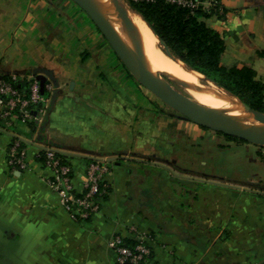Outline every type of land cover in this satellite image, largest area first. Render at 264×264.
Instances as JSON below:
<instances>
[{
    "label": "crops",
    "instance_id": "obj_1",
    "mask_svg": "<svg viewBox=\"0 0 264 264\" xmlns=\"http://www.w3.org/2000/svg\"><path fill=\"white\" fill-rule=\"evenodd\" d=\"M44 2L0 0V73L53 77L42 123L0 121V264H115L107 240L133 242L140 231L151 249L141 264H264L261 146L172 111L75 3L60 5L64 19L47 26ZM220 2L223 17L207 23L223 36L221 63L249 66L263 80L264 0ZM13 136L27 150L26 169L8 165ZM43 147L67 156L77 191L89 159L109 160V192L89 218L73 219L60 205L36 157Z\"/></svg>",
    "mask_w": 264,
    "mask_h": 264
},
{
    "label": "built area",
    "instance_id": "obj_2",
    "mask_svg": "<svg viewBox=\"0 0 264 264\" xmlns=\"http://www.w3.org/2000/svg\"><path fill=\"white\" fill-rule=\"evenodd\" d=\"M166 1L191 9L201 7L206 11L211 10L207 6L200 5L199 1L204 0ZM217 7L219 8L218 4L214 9ZM24 78L29 81L27 94L22 93L13 85V81L16 80L15 75H12V81L0 76V121L7 127L15 121L40 124L49 108L53 84L50 81L45 82L43 93H41L39 80L34 74L26 75ZM45 91L47 95L44 94ZM34 106H37L36 110ZM20 142L21 139L17 136L11 138V146L7 150V162L11 168L22 170L27 168V150L25 147H20ZM36 157L44 167L51 171V176L46 182L58 195L60 205L69 212L73 219H87L99 210L100 201L109 192V186L105 181V175L110 168L107 157H95L87 163L81 191H77L74 186L71 164L68 161H62L58 151L51 147H43L37 150ZM130 230L135 232L136 229L131 227ZM125 240L126 238L121 234L112 235L107 240L115 254V264H141L150 257V237L147 234L136 233L133 246L128 245Z\"/></svg>",
    "mask_w": 264,
    "mask_h": 264
},
{
    "label": "trees",
    "instance_id": "obj_3",
    "mask_svg": "<svg viewBox=\"0 0 264 264\" xmlns=\"http://www.w3.org/2000/svg\"><path fill=\"white\" fill-rule=\"evenodd\" d=\"M126 1L144 18L171 53L187 67L199 72L249 107L264 112V79H257L255 71L249 66H226L221 63L225 42L223 36L209 25L207 20L212 16L222 18L223 10L206 11L201 7L191 9L166 0ZM260 55L264 57V51ZM28 74L32 72H1L0 76L12 81L11 77L15 75L13 85L27 94L29 81L24 77ZM44 94L47 95V91ZM36 108L37 106H34L35 110ZM27 124L31 129L34 128L33 122ZM224 136L227 139L240 140ZM10 146L11 141L8 147ZM20 147H24L23 142H20ZM59 155L62 161H68L66 155L62 153ZM125 241L130 246L135 243L128 239Z\"/></svg>",
    "mask_w": 264,
    "mask_h": 264
},
{
    "label": "water",
    "instance_id": "obj_4",
    "mask_svg": "<svg viewBox=\"0 0 264 264\" xmlns=\"http://www.w3.org/2000/svg\"><path fill=\"white\" fill-rule=\"evenodd\" d=\"M71 1L90 18L133 78L169 109L204 128L264 147V112L255 110L239 100L247 110L242 117L250 120V122L239 121L237 125H231L222 115L195 101L187 93H183L173 86L169 81H173L171 74L162 70H154L147 63L138 59L133 52L132 46H128L125 40L102 17L95 0ZM112 1L114 2L115 15L120 20L121 29L130 37L132 44L134 41V28L127 16L125 8L122 3H119V0ZM159 44L163 47L167 55L174 56L163 41L160 40ZM32 74L39 80L40 91L43 93L44 83L48 79H53L51 73L34 69ZM203 78L213 83L208 78L204 76ZM227 93L230 94L229 92ZM230 95L234 96L232 94Z\"/></svg>",
    "mask_w": 264,
    "mask_h": 264
},
{
    "label": "bare ground",
    "instance_id": "obj_5",
    "mask_svg": "<svg viewBox=\"0 0 264 264\" xmlns=\"http://www.w3.org/2000/svg\"><path fill=\"white\" fill-rule=\"evenodd\" d=\"M95 2L102 17L128 46H132L138 59L154 70L171 74L173 81L192 99L222 115L231 125L235 126L239 121L250 122L242 117L247 110L237 97L205 80L202 74L186 67L177 57L167 55L159 44V38L138 12L123 5L134 28V41L131 44L130 37L121 29L120 20L115 15L114 2L112 0H95Z\"/></svg>",
    "mask_w": 264,
    "mask_h": 264
},
{
    "label": "rangeland",
    "instance_id": "obj_6",
    "mask_svg": "<svg viewBox=\"0 0 264 264\" xmlns=\"http://www.w3.org/2000/svg\"><path fill=\"white\" fill-rule=\"evenodd\" d=\"M45 2L43 3V4H46V6H47V9L49 10V18H48V20H46V22H47V26H49V25H52V23L51 22H54V21H56L55 20V17H56V15H59L58 17H60V18H58V21L60 20V19H64L63 17H65V16H63L62 14V12L60 11V5H63V4H65V3H67L68 1H71V0H44ZM120 1V3H122L123 5H127V6H129L128 5V3H127V1L126 0H119ZM72 2V1H71ZM74 3V2H73ZM199 3H200V5L202 4L204 7H208V9H210L211 8V10H213L214 8H215V5L217 6V4L219 5V8L217 7V10L219 9V11H222L223 10V8H222V5H221V2H220V0H204V1H199ZM42 4V5H43ZM41 5V6H42ZM46 6H43V7H46ZM206 9V8H205ZM215 10V9H214ZM210 11V10H209ZM51 15H53V17H52V19H51ZM211 18H213V19H215V16H212V17H210L209 19H208V21L211 19ZM52 20V21H51ZM49 37L50 36H48L47 38L49 39ZM103 37V36H102ZM103 39H104V37H103ZM106 41V40H105ZM159 42H160V40H159ZM206 80V79H205ZM172 84H173V86H175L178 90H180L181 92H183V93H186V92H184V90L179 86V85H177V84H175V82L174 81H171V80H169ZM156 99H158V98H156ZM160 101V100H159ZM161 102V101H160ZM162 103V102H161ZM219 136H221V137H224L225 139H226V137L224 136V135H219ZM232 140V139H231ZM241 142H244V143H248L247 141H243V140H240ZM261 151L264 153V147L263 146H261ZM224 153H226V155L227 156H231V155H233V153H234V151L233 150H230V151H225ZM245 155H246V152H245V154H244V157H245ZM140 233H142V234H146V233H144V232H142V231H140ZM149 246H150V242H149Z\"/></svg>",
    "mask_w": 264,
    "mask_h": 264
}]
</instances>
